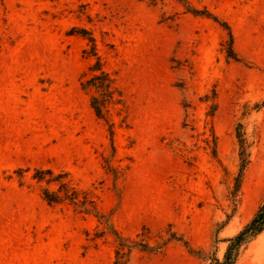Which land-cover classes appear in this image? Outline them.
Here are the masks:
<instances>
[{
  "label": "rangeland",
  "instance_id": "rangeland-1",
  "mask_svg": "<svg viewBox=\"0 0 264 264\" xmlns=\"http://www.w3.org/2000/svg\"><path fill=\"white\" fill-rule=\"evenodd\" d=\"M188 2L217 19L178 0H0V264H115L143 239L123 264L224 260L264 202V0ZM236 264H264V230Z\"/></svg>",
  "mask_w": 264,
  "mask_h": 264
},
{
  "label": "trees",
  "instance_id": "trees-1",
  "mask_svg": "<svg viewBox=\"0 0 264 264\" xmlns=\"http://www.w3.org/2000/svg\"><path fill=\"white\" fill-rule=\"evenodd\" d=\"M152 1H155V0H152ZM178 1L182 2L186 10L189 12H192L193 14L213 16L215 19H217V17L214 16L209 10L198 9L194 7L193 5H191L188 2V0H178ZM225 25L229 30V36H230V42L228 43V48H227V53H228L227 56L234 58V59H239L233 47L234 36L232 34V31L228 24H225ZM102 74H103V80H101V85L110 88L111 81H110L108 74L104 70ZM92 106L95 109L98 116L100 117L103 116L104 105L103 103H101L98 97H94ZM241 126L242 124L239 123L238 138H239V142L241 144V149H242L241 156L243 160H245L244 137H243V134L241 133ZM215 142H216V137H215ZM47 175H50V178H47V181L49 183L53 181H58V180L61 181L60 182L61 187L65 189V197L70 198L73 201H76L78 199V191L75 189H71L68 185V182L62 180V178L66 176L65 173H60L57 176H54V172L51 169H37L35 177H37L39 180H44L46 179ZM241 180H242V175L240 173V175L237 178L236 191H238L240 188ZM43 195H44V198L49 203H57L63 198V196L60 195L58 191L57 192L52 191L48 188L44 189ZM263 230H264V202L262 203L258 211L255 213L254 217L245 225V227L236 236L228 239L230 243L225 253L224 260L220 262V264H236V260H237L241 245L248 242L249 240L257 236L258 234H260ZM171 239L179 240L181 238L175 236V234H172L169 240ZM122 245H123V249L117 250L118 256H117V261L115 262V264L125 263L124 258L129 256L131 249L134 247L140 246L144 250L153 249V247L149 243H146L144 239L141 241H132V244H122ZM124 249H127V251L126 250L124 251Z\"/></svg>",
  "mask_w": 264,
  "mask_h": 264
}]
</instances>
